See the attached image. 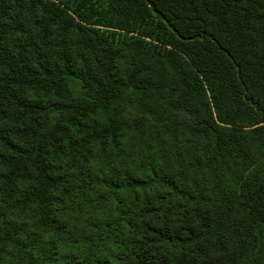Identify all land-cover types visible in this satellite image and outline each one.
Returning <instances> with one entry per match:
<instances>
[{
    "label": "trees",
    "instance_id": "trees-1",
    "mask_svg": "<svg viewBox=\"0 0 264 264\" xmlns=\"http://www.w3.org/2000/svg\"><path fill=\"white\" fill-rule=\"evenodd\" d=\"M0 264H264V0H0Z\"/></svg>",
    "mask_w": 264,
    "mask_h": 264
}]
</instances>
